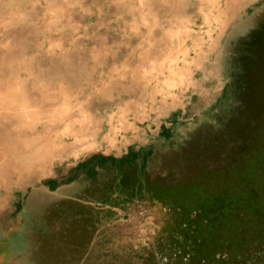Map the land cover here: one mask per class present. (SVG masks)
Instances as JSON below:
<instances>
[{
	"label": "rangeland",
	"instance_id": "obj_1",
	"mask_svg": "<svg viewBox=\"0 0 264 264\" xmlns=\"http://www.w3.org/2000/svg\"><path fill=\"white\" fill-rule=\"evenodd\" d=\"M76 2L0 24V128L30 166L0 174V264H264V0H142L150 29L94 22L103 65L71 79L51 48Z\"/></svg>",
	"mask_w": 264,
	"mask_h": 264
},
{
	"label": "clouds",
	"instance_id": "obj_2",
	"mask_svg": "<svg viewBox=\"0 0 264 264\" xmlns=\"http://www.w3.org/2000/svg\"><path fill=\"white\" fill-rule=\"evenodd\" d=\"M68 7L78 9L81 20L85 22L83 24L76 22L74 28L63 31L57 42L53 44L51 52L55 55L58 65L71 79H75L76 73L90 77L95 71L94 67H90L93 63L98 66L103 65L98 52H93L87 57L84 55L89 48L86 43L89 39L93 41L103 39L106 42V37L96 36V32H99L100 29L107 30L108 25L117 23V27L111 29L112 31L122 32L125 36L133 38L140 36L141 28L150 29L152 24L149 15L142 11V0L136 4H124L117 0H110L104 4L93 3L91 5H84L77 0L76 3H70ZM186 7L190 8L192 5ZM37 8V0H0V24L6 29L32 26L36 23L34 18L38 15ZM110 9H115V11L110 12ZM193 15H198V13ZM94 22L96 23V32H90L89 29L92 28ZM10 43L11 41H9ZM124 46L128 47V45ZM91 47H95V43ZM6 69L10 73L8 79L15 82V79L21 74L16 62L13 61L6 65ZM5 82L7 83L8 80ZM32 87L33 90H36L39 85L33 84ZM57 87L66 89L69 85L64 82L58 84Z\"/></svg>",
	"mask_w": 264,
	"mask_h": 264
},
{
	"label": "bare ground",
	"instance_id": "obj_3",
	"mask_svg": "<svg viewBox=\"0 0 264 264\" xmlns=\"http://www.w3.org/2000/svg\"><path fill=\"white\" fill-rule=\"evenodd\" d=\"M1 113L2 112H0V115ZM9 138L10 137L4 133L3 128H0V174L2 176L9 173L17 175L19 170L30 168V166H28L29 155L25 157L24 161L22 158L24 153H22L23 150L19 140L15 141Z\"/></svg>",
	"mask_w": 264,
	"mask_h": 264
}]
</instances>
